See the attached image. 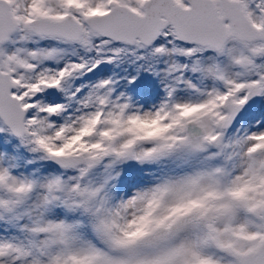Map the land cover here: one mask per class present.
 I'll use <instances>...</instances> for the list:
<instances>
[{
  "label": "snow or ice",
  "instance_id": "1",
  "mask_svg": "<svg viewBox=\"0 0 264 264\" xmlns=\"http://www.w3.org/2000/svg\"><path fill=\"white\" fill-rule=\"evenodd\" d=\"M0 264H264V0H0Z\"/></svg>",
  "mask_w": 264,
  "mask_h": 264
}]
</instances>
